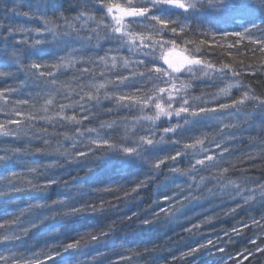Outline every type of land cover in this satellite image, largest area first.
Segmentation results:
<instances>
[{"label":"clouds","instance_id":"9594fccd","mask_svg":"<svg viewBox=\"0 0 264 264\" xmlns=\"http://www.w3.org/2000/svg\"><path fill=\"white\" fill-rule=\"evenodd\" d=\"M0 264H264V0H0Z\"/></svg>","mask_w":264,"mask_h":264},{"label":"trees","instance_id":"16d2710c","mask_svg":"<svg viewBox=\"0 0 264 264\" xmlns=\"http://www.w3.org/2000/svg\"><path fill=\"white\" fill-rule=\"evenodd\" d=\"M101 167H103V165H101ZM106 179V178H105ZM55 194V192L53 191V195ZM96 223H99V221H89V220H86L84 221L80 227H89V226H93L94 224ZM139 235H143L142 233H133L132 236L129 237V239H132V238H135V237H138Z\"/></svg>","mask_w":264,"mask_h":264},{"label":"snow or ice","instance_id":"6c2138e0","mask_svg":"<svg viewBox=\"0 0 264 264\" xmlns=\"http://www.w3.org/2000/svg\"><path fill=\"white\" fill-rule=\"evenodd\" d=\"M169 3H179V0H168ZM119 7V5H117ZM121 15H131L130 12L125 11L123 8L120 9Z\"/></svg>","mask_w":264,"mask_h":264}]
</instances>
